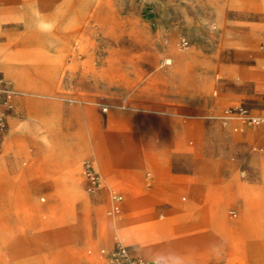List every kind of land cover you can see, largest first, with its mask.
Listing matches in <instances>:
<instances>
[{
  "label": "rangeland",
  "instance_id": "1",
  "mask_svg": "<svg viewBox=\"0 0 264 264\" xmlns=\"http://www.w3.org/2000/svg\"><path fill=\"white\" fill-rule=\"evenodd\" d=\"M259 3L0 0V264H264V127L223 118L264 115Z\"/></svg>",
  "mask_w": 264,
  "mask_h": 264
},
{
  "label": "built area",
  "instance_id": "2",
  "mask_svg": "<svg viewBox=\"0 0 264 264\" xmlns=\"http://www.w3.org/2000/svg\"><path fill=\"white\" fill-rule=\"evenodd\" d=\"M261 50L264 53V42L261 44ZM11 98L12 93L4 86H0V147L9 125L8 111L14 108L11 103ZM235 114H237L242 122L264 127V115L252 114L248 110L242 108L235 112L233 110L225 111L223 118L225 120H230ZM118 198L120 199V197ZM101 252L105 256L104 264H158L157 261L137 256L134 248L121 240H116L111 247L103 248Z\"/></svg>",
  "mask_w": 264,
  "mask_h": 264
},
{
  "label": "bare ground",
  "instance_id": "3",
  "mask_svg": "<svg viewBox=\"0 0 264 264\" xmlns=\"http://www.w3.org/2000/svg\"><path fill=\"white\" fill-rule=\"evenodd\" d=\"M264 2V0H263ZM263 10L264 9V3H263V6L261 7ZM264 54L262 56V63H261V67L263 69V66L264 65ZM260 69V68H259ZM261 71V70H260ZM91 102V101H90ZM127 108V107H126ZM32 115L35 117V118H38L39 121H41V123L45 126V127H52V124H53V120H49V116L47 114H45L44 112H42L41 109H38V108H32ZM112 116V115H111ZM118 119H122V117H117L116 116V120ZM238 129V128H237ZM75 147V146H74ZM181 150H184L181 149ZM191 150V149H190ZM107 167L109 166H106L104 168L105 172H107ZM171 172V171H170ZM108 173V172H107ZM118 176H120V178L122 179L123 182L129 184L130 186H132L131 190H132V194L134 195V198H131V200L126 203L127 206H129V209L132 210L130 214L127 215V218L124 220V222L126 220H129V219H133L134 216L136 215H142L144 214V212L146 211L145 209V204L149 202V199L147 196H143L140 194V192H138V190L135 188V185L138 183L139 180H141L142 176L139 178L137 174L135 173H132V172H129V171H119L118 172ZM161 180H164L166 177L167 178H172L171 175H161L159 174ZM120 179V180H121ZM185 181V180H183ZM187 182V181H186ZM120 195H118L117 197H119ZM113 197H114V194H113ZM161 198V197H160ZM164 199V198H163ZM170 202V201H169ZM171 204H178L175 200H172L171 201ZM121 205V204H120ZM179 205V204H178ZM124 209V208H123ZM137 217V216H136ZM238 222V221H237ZM236 222V223H237ZM121 223V222H119ZM234 239V238H233ZM154 258H157V257H154Z\"/></svg>",
  "mask_w": 264,
  "mask_h": 264
},
{
  "label": "crops",
  "instance_id": "4",
  "mask_svg": "<svg viewBox=\"0 0 264 264\" xmlns=\"http://www.w3.org/2000/svg\"><path fill=\"white\" fill-rule=\"evenodd\" d=\"M261 3H259V5L257 6L258 7V10H260V11H262L263 13H264V9L263 10H261L262 8H261ZM262 29V31H264V27L262 26V27H260V30ZM263 43V42H262ZM261 43V44H262ZM261 44H260V49H261ZM263 52H262V50L261 51H258V50H255L254 52H253V56H254V58H255V60H256V62H257V64H258V62H259V59L263 56ZM264 61V60H263ZM264 63V62H263ZM263 66V68H264V65H262ZM260 75H262L263 76V78H264V69H262V71H260ZM117 162V161H116ZM118 163V162H117ZM119 164V163H118ZM130 169H138V170H141V171H143L142 169H139V167L137 168V167H131ZM203 208V207H202ZM201 208V209H202ZM200 209V211H199V213L198 214H196L197 215V219L195 220V224H200V225H202V224H210V222H202V220H200V217H201V215H202V211L203 210H201ZM234 216H236V215H234ZM199 219V220H198ZM220 220H221V222L223 221V219H221L220 218ZM216 234V233H215ZM215 234H214V237H215ZM210 236V235H209ZM211 237V236H210ZM212 237H213V234H212ZM217 237V236H216ZM131 247H133L134 248V250H135V254L137 255V256H141V257H145V258H148V259H151V260H154V261H157L158 262V264H163V260L162 259H158V258H154V257H150V256H147L145 253H144V249L143 248H136V247H134V246H132V245H130ZM108 247H111V245L110 246H108ZM108 247H102L101 249H100V254H101V256L100 257H102V259H103V264L105 263V256H104V254H102V252H101V250L103 249V248H108Z\"/></svg>",
  "mask_w": 264,
  "mask_h": 264
}]
</instances>
